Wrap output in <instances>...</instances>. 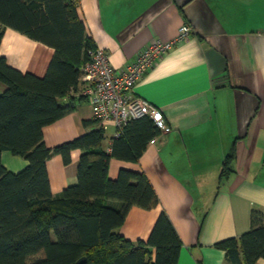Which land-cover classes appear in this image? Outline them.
Masks as SVG:
<instances>
[{
  "label": "crops",
  "instance_id": "crops-1",
  "mask_svg": "<svg viewBox=\"0 0 264 264\" xmlns=\"http://www.w3.org/2000/svg\"><path fill=\"white\" fill-rule=\"evenodd\" d=\"M78 14L115 69L152 42L174 38L181 24L191 26L188 38L148 68L131 93L158 108L167 128L137 162L111 158L108 177L120 169L143 172L158 198L151 209H129L118 229L126 239L146 240L164 211L182 243L176 264H226L214 244L247 231L252 209L264 212V0H79ZM52 53L4 30L0 55L22 72L42 76ZM89 98L61 99L73 109L43 127L47 147L85 131L82 120L92 118ZM109 126L102 144L107 152L114 135ZM79 154L71 151L66 165L58 154L46 160L52 194L76 183ZM1 160L13 172L26 164L9 152ZM255 264H264V257Z\"/></svg>",
  "mask_w": 264,
  "mask_h": 264
},
{
  "label": "trees",
  "instance_id": "trees-1",
  "mask_svg": "<svg viewBox=\"0 0 264 264\" xmlns=\"http://www.w3.org/2000/svg\"><path fill=\"white\" fill-rule=\"evenodd\" d=\"M78 6L79 0H0V42L11 28L53 50L42 76L18 70L0 55V264H76L82 256L83 264H176L182 243L164 211L146 240L132 242L118 231L132 206L158 205L144 173L120 169L108 177L111 158L137 162L161 132L149 115L130 119L112 136L108 152L104 127L93 114L74 139L53 147L43 140V127L73 109L61 99H88L80 77L97 48ZM73 150L80 152L76 183L52 194L45 162L58 154L66 165ZM3 152L24 159L25 166L5 168ZM232 157L233 148L224 175ZM214 246L226 264H255L264 257V212L252 209L247 231Z\"/></svg>",
  "mask_w": 264,
  "mask_h": 264
},
{
  "label": "built area",
  "instance_id": "built-area-1",
  "mask_svg": "<svg viewBox=\"0 0 264 264\" xmlns=\"http://www.w3.org/2000/svg\"><path fill=\"white\" fill-rule=\"evenodd\" d=\"M192 29L187 23L179 26L177 35L167 41L156 40L141 50L136 59L123 68L115 69L104 49L90 51V59L84 65L81 80L82 95L91 99L92 114L103 127H114V135L132 118L149 115L161 130L167 128L158 108L145 99L132 96L134 84L175 43L188 38Z\"/></svg>",
  "mask_w": 264,
  "mask_h": 264
},
{
  "label": "water",
  "instance_id": "water-1",
  "mask_svg": "<svg viewBox=\"0 0 264 264\" xmlns=\"http://www.w3.org/2000/svg\"><path fill=\"white\" fill-rule=\"evenodd\" d=\"M85 261H86V260H85V257L82 256V257H80V258L76 261V264H83Z\"/></svg>",
  "mask_w": 264,
  "mask_h": 264
},
{
  "label": "rangeland",
  "instance_id": "rangeland-1",
  "mask_svg": "<svg viewBox=\"0 0 264 264\" xmlns=\"http://www.w3.org/2000/svg\"><path fill=\"white\" fill-rule=\"evenodd\" d=\"M4 87H3V85L0 83V92L2 91L1 89H3ZM111 126H109L108 128H107V131H111Z\"/></svg>",
  "mask_w": 264,
  "mask_h": 264
}]
</instances>
